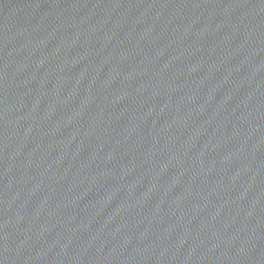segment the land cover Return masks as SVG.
<instances>
[{"label":"water","instance_id":"water-1","mask_svg":"<svg viewBox=\"0 0 264 264\" xmlns=\"http://www.w3.org/2000/svg\"><path fill=\"white\" fill-rule=\"evenodd\" d=\"M0 264H264V0H0Z\"/></svg>","mask_w":264,"mask_h":264}]
</instances>
